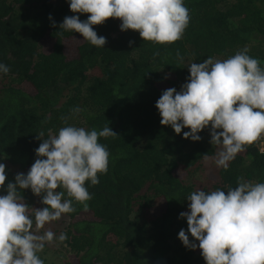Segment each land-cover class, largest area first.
Wrapping results in <instances>:
<instances>
[{
    "label": "trees",
    "instance_id": "obj_1",
    "mask_svg": "<svg viewBox=\"0 0 264 264\" xmlns=\"http://www.w3.org/2000/svg\"><path fill=\"white\" fill-rule=\"evenodd\" d=\"M185 6L190 22L173 44L144 42L109 18L93 26L107 40L98 48L79 33L59 30L66 16H88L72 13L67 0H0V62L10 68L0 74V163L7 176L0 195L37 159V136L57 134L62 118L87 130L109 124L117 134L99 139L109 150V166L97 185L86 182L88 210L73 200L74 212L44 229L33 226L67 235L51 243L53 251L47 244L39 253L44 264H206L199 248L186 249L178 239L181 229L187 231L180 218L187 197L197 189L227 191L241 180L264 182L260 140L246 145L227 170L217 168L210 125L193 142L183 138L190 129L177 135L161 125L155 107L163 91H179L187 82L193 62L224 60L247 48L264 68V0H185ZM73 38L79 43L68 54L65 42ZM76 107L79 114L72 112ZM199 178L208 186H199ZM21 195L32 208L44 207L30 189Z\"/></svg>",
    "mask_w": 264,
    "mask_h": 264
},
{
    "label": "clouds",
    "instance_id": "obj_2",
    "mask_svg": "<svg viewBox=\"0 0 264 264\" xmlns=\"http://www.w3.org/2000/svg\"><path fill=\"white\" fill-rule=\"evenodd\" d=\"M67 2L72 13L88 16L84 21L79 15L66 16L59 30L79 33L98 48H104L107 40L93 26L109 18L121 21L122 32L136 31L144 42L161 45L181 40L190 22L185 0ZM177 57L183 61L179 53ZM260 64L247 48L224 60L208 57L191 63L180 90L169 88L156 102L161 125L170 126L177 135L190 129L183 138L193 142H199V133L210 125V143L218 146L214 163L227 170L246 145L264 134V68ZM9 72L0 62V74ZM81 111L79 107L72 110L74 114ZM62 119L65 126L57 134L50 132L45 139H41L43 132L37 136L42 141L35 150L37 159L27 174L18 173L4 189L6 194L0 195V264H44L39 253L47 244L63 243L67 235L57 236L50 229L39 233L33 226L44 229L74 212L73 200L83 203L87 211L86 202L92 196L86 182L97 185L98 174L108 171L110 153L99 139L117 136L109 124L99 131L87 130L68 124L69 117ZM203 156L208 159L207 154ZM6 179V165L0 163V189ZM28 189L42 196L44 207L34 209L24 202L21 192ZM187 201L188 211L180 213L187 231L178 233L186 249L199 248L206 264H264V182L241 180L227 191L197 189Z\"/></svg>",
    "mask_w": 264,
    "mask_h": 264
},
{
    "label": "rangeland",
    "instance_id": "obj_3",
    "mask_svg": "<svg viewBox=\"0 0 264 264\" xmlns=\"http://www.w3.org/2000/svg\"><path fill=\"white\" fill-rule=\"evenodd\" d=\"M78 43H79V41H78L77 39H74V38L71 39L70 41L67 40V41L65 42L66 52H67L68 54H73V53H75V51H76V46L78 45ZM44 46H45V51H46V52H49V51L51 50V48H52V45H51L50 43H48V42H45V43H44ZM211 166H212V165L209 164V165L206 167V168H207V172H210V171L212 170ZM211 176L215 178V174L212 173ZM198 184H199V186H208V185L205 184V180H204V178H199V182H198ZM49 247H50V248H49ZM53 248H54V246H51V244H50V246H48V249H49V250H52V251H53Z\"/></svg>",
    "mask_w": 264,
    "mask_h": 264
},
{
    "label": "built area",
    "instance_id": "obj_4",
    "mask_svg": "<svg viewBox=\"0 0 264 264\" xmlns=\"http://www.w3.org/2000/svg\"><path fill=\"white\" fill-rule=\"evenodd\" d=\"M258 140H260V149L262 152H264V134H261Z\"/></svg>",
    "mask_w": 264,
    "mask_h": 264
}]
</instances>
